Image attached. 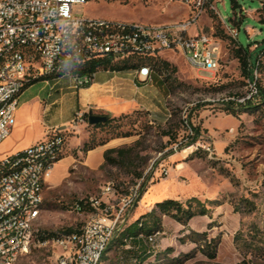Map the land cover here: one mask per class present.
I'll return each mask as SVG.
<instances>
[{
  "label": "rangeland",
  "instance_id": "obj_1",
  "mask_svg": "<svg viewBox=\"0 0 264 264\" xmlns=\"http://www.w3.org/2000/svg\"><path fill=\"white\" fill-rule=\"evenodd\" d=\"M238 2L244 15L239 27L232 19L235 12L240 15L241 8L235 11L231 0L218 1L217 10L229 26L239 29V42L245 46L252 44L251 50L254 51L255 41L264 39V23L258 18L264 0ZM73 14L165 24L187 20L190 7L188 0H88L86 4H74ZM220 15L208 9L189 28L191 35L201 31L216 34L220 39L222 65L216 75L197 71L181 54L163 50L158 57L170 63L171 71L167 73L166 82L168 116L160 115L155 120L146 110H138L116 117L115 128H90L89 138L95 141L109 139L118 133L132 134L128 136L131 144L124 146L141 141L139 150L146 159H139L137 164L141 166L138 170L143 172L142 181L147 179L146 188L154 182L151 193L159 194L157 202L175 199L186 206L188 200L197 199L193 201L196 214L187 224L162 215L154 207L155 217L160 219L161 234L147 236L159 234L151 244L156 252L144 264H264V260L250 254L246 246L247 243L264 241V91L246 100H251V105H238L237 116L226 110L235 106L228 103L230 99L245 97L251 87L232 52L236 39ZM173 68L176 71L172 72ZM256 77L264 90V58ZM42 85V81L31 85L28 94L36 92ZM186 120L198 127V141L190 147L180 148L179 144L185 145L195 134ZM170 123L173 132L177 133L175 143L162 134ZM12 152L9 143L0 145V157ZM163 177L167 180H161ZM139 179L124 168L107 165L93 171L79 161L75 162L60 184L47 189L39 235L31 252L23 255L17 264L54 261L73 245L71 236L65 237L64 231L73 228L81 233L91 217L98 215L89 206L79 210V200L95 197L104 198L101 200L103 205L109 201L123 203L125 197L132 196ZM111 183L117 194L103 196L102 189L111 187ZM135 209H131L120 225L100 264H136L128 253L130 245H133V238L140 235L137 231L140 225L145 222L152 225L153 217L146 216L143 220L141 215L135 219ZM49 232L64 237L58 243L57 239L44 242L41 235ZM213 239L219 242L218 252L215 258H210L201 247L207 249V243ZM185 254L190 257L186 259Z\"/></svg>",
  "mask_w": 264,
  "mask_h": 264
},
{
  "label": "built area",
  "instance_id": "obj_2",
  "mask_svg": "<svg viewBox=\"0 0 264 264\" xmlns=\"http://www.w3.org/2000/svg\"><path fill=\"white\" fill-rule=\"evenodd\" d=\"M218 1L188 0L190 15L187 20L151 24L74 15L73 5L86 4L88 0H0V102H4L3 113H0V145L13 132L16 112L20 106V97L16 101H5V94L20 85L21 80L31 82L35 78L47 77L49 67L64 64L66 59L84 61L100 55L109 58L155 55L163 50H171L181 54L195 70L216 75L222 65V49L218 45L220 39L213 33L201 31L191 35L189 28L208 9L220 15L216 6ZM223 20L231 36L238 39L239 29L229 26ZM103 22L135 25V32L126 35L93 34V37H86V29L100 26ZM137 28H145V35H137ZM254 46L257 47L258 43ZM135 70L144 79L152 73L146 66ZM94 74L69 75L73 78L74 87L78 89L89 85ZM249 86L251 92L245 97H239L238 101H246L258 94L256 80H249ZM87 122L88 118L79 112L75 115L73 125ZM61 131L54 129L45 139L0 157L2 168L23 159L24 154H34V162L29 164L27 170L9 174L0 181V264H8V259L13 255L29 249L32 238L27 233L28 217L42 211L30 209V202L42 199V190L46 188V181L55 166L38 169L40 150L48 148L50 152L57 146H64L66 138ZM34 171H41V178H34ZM142 180L136 181L134 193L124 198L123 203L109 201L103 205L101 200L104 198H82L84 204L98 213V220L84 225L81 233L69 235L75 238L74 249L70 250V255H59L55 264H96L101 255V244L115 235L131 209L140 203L143 197ZM115 194L117 191L112 183L110 190L102 189L103 196ZM19 197H28V211L16 209ZM77 208L83 210L84 206L78 202ZM147 240L153 244L155 237H147Z\"/></svg>",
  "mask_w": 264,
  "mask_h": 264
},
{
  "label": "crops",
  "instance_id": "obj_3",
  "mask_svg": "<svg viewBox=\"0 0 264 264\" xmlns=\"http://www.w3.org/2000/svg\"><path fill=\"white\" fill-rule=\"evenodd\" d=\"M42 82L43 85L36 92L28 94L29 88H26L21 94L15 127L2 143H9L13 149L12 153H15L45 139L54 129H62L66 138L64 150L62 158L55 164L51 176L46 181L44 202L47 189L60 184L75 162L79 161L85 168L96 171L105 162L106 150L131 144L130 137H111L105 144L83 153L81 148L89 139L92 126L89 122L74 126L73 120L77 113L93 110L96 114L120 116L146 110L155 120L159 119L160 115L168 116L167 84L155 71H152L149 78L144 79L137 75L136 70L100 69L95 72L89 85L78 89L74 87L73 78L69 74ZM161 180H167V177ZM153 183L147 187L136 207L133 213L135 219L155 207L159 194L151 193L155 188ZM157 232L161 234L160 230L155 233ZM147 236L142 233L134 237L133 245H130L131 250L129 249L128 253L132 257L131 261L136 264H140L142 260L134 258L135 254L147 257L145 262L153 258L156 252L152 250Z\"/></svg>",
  "mask_w": 264,
  "mask_h": 264
},
{
  "label": "trees",
  "instance_id": "obj_4",
  "mask_svg": "<svg viewBox=\"0 0 264 264\" xmlns=\"http://www.w3.org/2000/svg\"><path fill=\"white\" fill-rule=\"evenodd\" d=\"M232 7L236 11L237 8H241V13L238 16V13L235 12V18L232 19L233 24L235 26H240V24L243 21V9L241 5L239 4L238 0H231ZM259 14V20L260 22L264 23V5L263 7L258 10ZM216 37H218L216 34H214ZM235 47L232 49L233 55L238 58L242 72L243 74L251 81L256 80L257 86H258V93L262 94L264 90H262L261 85L258 82V78L256 77L255 72L260 69L261 64L263 63L264 58V39L261 41H256L258 43V46L254 48V51L251 50L252 44H249L247 46L243 45L239 42L238 39L235 40ZM159 54H153V55H135L131 59L127 60L126 62L120 63V62H113L111 58H109L107 55H100L98 57H94L91 59V61L87 62L86 64L82 66H75L72 63H64L61 65V67L58 69V71L52 75H49L47 77H41V78H35L31 82H29L26 86V88L30 87L31 85L44 81L49 79H54L61 77L65 74H84V73H95L100 69H109L113 71H123V70H135L136 68H139L141 66H149L152 71L156 70V73L161 75L165 82L168 81V74L170 71V63L166 60L160 59L158 57ZM70 71V72H69ZM176 71L175 68L172 69V72ZM25 88V89H26ZM264 93V92H263ZM230 104H234L235 106L227 107L226 110L228 113L233 114L234 116L238 115V105L241 106H247L251 105L252 101L248 100L245 103L238 101V97L234 99H230L228 101ZM138 111V110H137ZM149 112V111H147ZM85 117L88 118V113H84ZM99 115H107L105 113H100ZM123 115V114H122ZM121 116V115H120ZM116 117L118 116H110L106 121L92 125L95 129H102V128H115L113 123L116 120ZM185 123L188 125V127L194 132L195 134L191 137V135H188V138L191 137L189 142H187L185 145L183 143L179 144L180 148L188 147L193 144H195L198 141V135H199V129L198 127H193L191 123L188 122V120L185 121ZM173 126L171 123L168 125L167 129H164L162 131V134L164 136H169V140L172 143L177 142V133L173 132ZM61 134L64 135V132L61 131ZM130 133H118L114 137H128L131 136ZM109 139L105 140H93L92 138H89L87 141L84 142L81 151L83 153H87L89 150L105 144ZM141 144L140 140H137L134 144L128 145V146H122L118 148H111L105 151L104 157L105 162L102 165V168L106 167L107 165H111L118 168H124L127 170L129 174H132L135 178L139 179L143 177V172L139 171L141 165H138L137 162L139 159L146 157L141 155V151L139 150V146ZM174 152H171L170 154H173ZM62 158L59 156L57 159V162ZM147 181V179H146ZM146 181L143 182V190L142 193L144 194L147 190L146 188ZM197 199H190L187 201L186 206L180 202L179 200L175 199H165L161 202H157L155 205V208L159 210V212L162 215H168L173 218H176L179 222L183 224H187V222L196 214L194 211V205L193 201ZM79 203L84 206L83 209L87 208L89 205L84 204V201L79 200ZM155 208H153L149 213L143 214L142 219L145 220L146 216L153 217V224L150 225L147 222L142 223L140 227L138 228V234H146L150 235L155 233L156 231H159L160 226V219L155 217ZM203 213V210H201ZM65 237L69 236L73 233H79V230L69 228L65 231ZM64 236H61L59 233L56 232H49L48 234L41 235L42 240H48V239H59L63 238ZM150 237H154L151 235ZM218 244L219 242L215 239L207 243V249L206 246L201 247L202 251L209 256L210 258H215L217 256L218 252ZM247 247H249L250 254L254 255L257 258H260L264 260V241L258 244H252L247 243ZM150 254V253H149ZM190 256L189 254H185V258L188 259ZM134 258H141L140 264L144 262V260L147 258L142 257V254H135ZM176 264H183V262H178Z\"/></svg>",
  "mask_w": 264,
  "mask_h": 264
},
{
  "label": "bare ground",
  "instance_id": "obj_5",
  "mask_svg": "<svg viewBox=\"0 0 264 264\" xmlns=\"http://www.w3.org/2000/svg\"><path fill=\"white\" fill-rule=\"evenodd\" d=\"M128 32H135V25H126V24H122V22H114V23L103 22L100 23V26H91L89 27V29H86V37H93V34L126 35ZM137 35H145V28H137ZM133 56L134 55H124L123 57L111 58V60L113 62L123 63L131 59ZM89 61H91V59H86L84 61L66 59L65 63L68 62L74 64L75 66L83 67V65ZM61 65L63 64H58V66L56 67H49L48 76L56 73L58 69L61 67ZM146 67H148V69H151L148 65ZM84 74H89V73H84ZM28 83L29 80H21L20 85L15 86V88H12L10 91H8V93L5 94V101L18 100V98L21 96ZM3 110H4V102H0V113H3ZM63 150H64V146H57L55 150L50 152H48V148H41L40 159L38 161V169H50L52 165H55L57 163V159L59 158V156H61ZM33 162H34V154H24L23 159L15 161L10 165H5V167L0 168V181H2V179L4 177H7L9 174L27 170L29 164ZM34 178H41V171H34ZM110 188L111 187H107L106 190H110ZM43 204H44V190H42V199L32 200L30 202V209H42ZM16 209H20V211H28V197H19L18 201H16ZM40 215L41 212H38L28 217L27 233H29L30 237L32 238L29 244L28 251L13 255L11 258L8 259V264H17L23 255H26L31 252L32 247L35 243V239L40 232L39 222H38ZM95 220H98V215H94L93 217H91V219L86 223V225L93 223ZM114 236L115 235L111 236L110 238H108L107 241H104L101 244V255H99V259L96 264H100L103 255L105 254ZM70 240L73 242L72 243L73 245L68 247L60 256L70 255V250L74 249L75 238L71 237ZM47 264H55V260Z\"/></svg>",
  "mask_w": 264,
  "mask_h": 264
},
{
  "label": "water",
  "instance_id": "obj_6",
  "mask_svg": "<svg viewBox=\"0 0 264 264\" xmlns=\"http://www.w3.org/2000/svg\"><path fill=\"white\" fill-rule=\"evenodd\" d=\"M87 113H88V122L89 124H92V125L104 122L110 117V115L96 114L93 112V110H89Z\"/></svg>",
  "mask_w": 264,
  "mask_h": 264
}]
</instances>
